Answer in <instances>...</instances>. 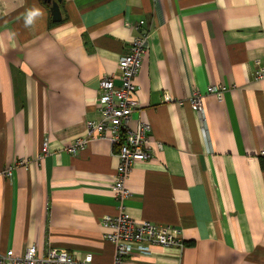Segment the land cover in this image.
Segmentation results:
<instances>
[{"label": "crops", "instance_id": "crops-1", "mask_svg": "<svg viewBox=\"0 0 264 264\" xmlns=\"http://www.w3.org/2000/svg\"><path fill=\"white\" fill-rule=\"evenodd\" d=\"M59 8L53 22L44 0H0V171L15 165L12 180H0V253L34 245L116 264L100 221L118 213L117 148L105 140L75 156L65 148L99 118V80L118 72L139 35L131 26L144 21L149 48L131 125H150L152 157L134 162L123 210L175 229L184 246L121 264H264V77H255L264 0H61ZM211 86L224 88L220 101L206 93Z\"/></svg>", "mask_w": 264, "mask_h": 264}, {"label": "built area", "instance_id": "built-area-1", "mask_svg": "<svg viewBox=\"0 0 264 264\" xmlns=\"http://www.w3.org/2000/svg\"><path fill=\"white\" fill-rule=\"evenodd\" d=\"M144 21H139L131 27L139 32L129 44L128 51L118 61V72L113 75H104L99 80V95L96 101L97 120L86 123V132L83 136L72 140L65 151L73 156L77 155L89 143L105 140L117 148L118 165L115 171V181L112 189L119 201L118 213L114 216H105L100 224L108 230L103 235L104 239L115 246V263L121 264L132 253L147 255L152 247L182 248L183 241L177 231L169 226L156 225L149 221H139L130 217L123 209V202L129 199L131 192L126 182L136 161L151 159L149 147L150 125L131 119L140 109L139 100L136 98L137 90L134 80L141 70L143 57L149 48L150 31H142ZM257 79L264 77V65L259 66L255 73ZM116 81L119 84H116ZM224 88L211 86L207 94H213L218 101L222 99ZM201 95L195 93L190 99V106L201 121V131L204 139H208L205 124V115ZM158 148H161L158 145ZM49 153V144L45 140L42 144L41 154L37 160L40 163ZM264 156V151L260 153ZM9 165L0 171V180H12L13 168ZM0 264H96L91 255L82 259L73 258L64 250L49 249L41 253L34 246H29L23 255L17 256L12 250L0 253Z\"/></svg>", "mask_w": 264, "mask_h": 264}, {"label": "water", "instance_id": "water-1", "mask_svg": "<svg viewBox=\"0 0 264 264\" xmlns=\"http://www.w3.org/2000/svg\"><path fill=\"white\" fill-rule=\"evenodd\" d=\"M46 4L50 5V14L53 22L61 21V14L59 4L61 0H44Z\"/></svg>", "mask_w": 264, "mask_h": 264}, {"label": "clouds", "instance_id": "clouds-1", "mask_svg": "<svg viewBox=\"0 0 264 264\" xmlns=\"http://www.w3.org/2000/svg\"><path fill=\"white\" fill-rule=\"evenodd\" d=\"M37 14H38V13H35V12L31 13V14H30V18H29V20H28V23H31V22H32V21H31V17H32V16H35V15H37Z\"/></svg>", "mask_w": 264, "mask_h": 264}]
</instances>
